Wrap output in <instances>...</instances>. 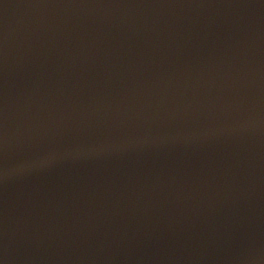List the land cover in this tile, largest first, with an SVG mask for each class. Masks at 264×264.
Masks as SVG:
<instances>
[{
  "label": "water",
  "instance_id": "95a60500",
  "mask_svg": "<svg viewBox=\"0 0 264 264\" xmlns=\"http://www.w3.org/2000/svg\"><path fill=\"white\" fill-rule=\"evenodd\" d=\"M0 264H264V0H0Z\"/></svg>",
  "mask_w": 264,
  "mask_h": 264
}]
</instances>
